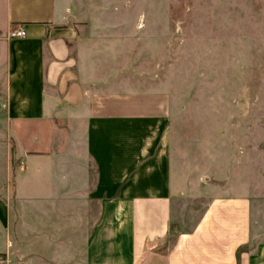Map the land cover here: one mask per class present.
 <instances>
[{
  "label": "crops",
  "instance_id": "crops-1",
  "mask_svg": "<svg viewBox=\"0 0 264 264\" xmlns=\"http://www.w3.org/2000/svg\"><path fill=\"white\" fill-rule=\"evenodd\" d=\"M70 12L0 0V120L27 205H0V264H264L260 201L211 193L191 209L197 184L169 160L170 95L84 84Z\"/></svg>",
  "mask_w": 264,
  "mask_h": 264
},
{
  "label": "rangeland",
  "instance_id": "rangeland-1",
  "mask_svg": "<svg viewBox=\"0 0 264 264\" xmlns=\"http://www.w3.org/2000/svg\"><path fill=\"white\" fill-rule=\"evenodd\" d=\"M69 3L84 84L170 95L169 160L197 184L190 208L211 193H244L260 201L264 223V0ZM22 166L0 120V205L15 217L27 211L16 193Z\"/></svg>",
  "mask_w": 264,
  "mask_h": 264
},
{
  "label": "built area",
  "instance_id": "built-area-1",
  "mask_svg": "<svg viewBox=\"0 0 264 264\" xmlns=\"http://www.w3.org/2000/svg\"><path fill=\"white\" fill-rule=\"evenodd\" d=\"M25 36H26V33L22 28H14L10 30L8 34L9 39H22V38H25Z\"/></svg>",
  "mask_w": 264,
  "mask_h": 264
},
{
  "label": "trees",
  "instance_id": "trees-1",
  "mask_svg": "<svg viewBox=\"0 0 264 264\" xmlns=\"http://www.w3.org/2000/svg\"><path fill=\"white\" fill-rule=\"evenodd\" d=\"M11 156L13 157V150L11 151Z\"/></svg>",
  "mask_w": 264,
  "mask_h": 264
}]
</instances>
